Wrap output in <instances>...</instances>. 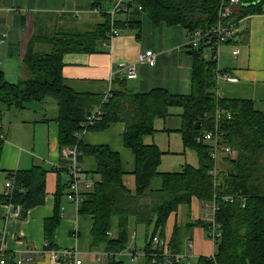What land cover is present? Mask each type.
I'll list each match as a JSON object with an SVG mask.
<instances>
[{"label": "trees", "instance_id": "1", "mask_svg": "<svg viewBox=\"0 0 264 264\" xmlns=\"http://www.w3.org/2000/svg\"><path fill=\"white\" fill-rule=\"evenodd\" d=\"M107 1L111 0H94L93 9L101 11L104 21L90 33L60 32L44 38L42 42L48 46V51L37 49L41 38L35 37L24 57L30 78L12 84L0 72V104L24 108L32 102L52 99L57 102L60 147L62 150L77 147L79 164L88 160L91 170L86 174L98 177L92 190L83 194L78 213L92 219V245L106 247L107 264H123L116 256L128 250L131 229L137 226L146 228V254L161 258L158 250H151L154 238L163 239L170 216L180 207L190 209L194 199L218 204L217 223L221 225L222 239L214 259L198 258L190 264H264V114L257 112L252 102L218 97L216 62L207 60L202 52L193 51L190 95H172L163 89L137 94L122 87L113 90L109 102L102 105L104 96L77 94L66 86L65 55L96 53L98 43L107 39L111 21L102 12V5ZM241 1L237 20L263 13L264 2ZM139 3L155 26H181L190 33L214 26L220 6V0H139ZM116 28L124 31L132 25L130 22L124 26L116 24ZM100 107V120L89 125V118ZM218 107L232 114L224 127L235 157L225 161L227 174L221 175L216 184L211 175L213 161L208 147L198 144L196 138L213 119ZM170 108L183 109L179 131L185 145L197 153L198 169L186 166L179 173L161 174L163 154L156 145L144 143L147 136L156 134L155 121L168 118ZM117 123L125 125L124 145L136 158L133 191L125 185L126 174L118 153L106 146L86 145L81 140L85 132L102 133ZM197 123L202 124L199 131L195 129ZM48 173L41 167L10 173L8 180L13 179L15 190L10 197L4 193L0 203L20 207V220H25L29 211L45 203ZM68 188L69 185L62 188L59 183L55 215L45 222V241L49 249H57L55 235L61 223L62 199L67 196ZM228 197H234V201L226 202ZM113 219L119 224L116 238L108 235ZM197 226L208 231V225L200 221L176 227L170 249L181 253L187 239L185 234ZM7 264H14L11 258Z\"/></svg>", "mask_w": 264, "mask_h": 264}, {"label": "crops", "instance_id": "2", "mask_svg": "<svg viewBox=\"0 0 264 264\" xmlns=\"http://www.w3.org/2000/svg\"><path fill=\"white\" fill-rule=\"evenodd\" d=\"M115 2L116 0L107 1L102 7L112 9ZM127 2L129 4L125 8L128 12L117 16V24L124 26L130 22L132 28L120 31L121 35L113 41H100L96 53L65 55L63 76L66 86L77 94L104 97L122 87L137 94H148L158 89L166 90L172 95L191 94L193 57L186 49L190 32L181 26H155L139 10V0ZM89 7L90 0H0V35L6 36L5 42L0 43L3 44L0 49V72L4 74L2 60L4 62L6 58H15L19 54L14 52L15 47L19 45L20 50L22 47L19 65L15 67L11 78L4 75L6 81L15 84L30 78V73L24 66V57L35 37L41 38L37 49L48 51V46L44 45L42 39L51 38L60 32L87 34L102 24L104 18H98L101 14H97L94 9L90 12ZM236 49L239 50V56L234 58L232 54ZM148 50L157 56L153 67L139 63V56ZM130 65L135 66V78H129L121 72L122 67ZM218 69L239 80L238 83L220 82L217 93L220 99L252 102L254 109L264 114V7L262 14L243 19L236 38L221 49ZM183 113L181 108H170L168 118L155 121L156 134L144 139L146 145H156L163 154L159 167L161 174L179 173L186 166L199 168L197 153L185 145L179 131ZM0 114V133L5 138L0 147V198L5 193L10 173L34 167H41L49 172L45 203L29 211L25 220L11 218V208L0 203V236H5L6 248L11 254H21L29 248L43 251L46 244L45 222L55 215L58 185L60 183L62 188H67L70 183L69 163L63 157L59 125L56 122L59 107L52 100L28 103L24 108H8L0 104ZM167 119L178 121L177 126L171 127ZM124 133L125 125L117 123L102 133L85 132L81 140L86 145L106 146L118 153L126 174L125 185L133 191L136 158L124 145ZM79 165L83 170V180L91 184L98 181V177L86 174L91 170L88 160ZM205 206L206 203L194 199L190 209L180 207L170 216L165 236L161 239L165 249L171 250L170 244L176 227L183 228L190 222H205L204 218L208 214ZM92 226V219L79 215L76 206L64 196L61 203V223L55 235L57 249L77 250L83 264H107L106 247L92 245ZM118 226V220L113 219V238L117 236ZM131 231L128 250L118 254L116 260L123 264H150L144 258H140L138 262L132 260L133 253L145 249L146 233L143 244L139 246L138 230L134 227ZM185 235L187 239L185 238L181 253L190 256L191 262L216 255L218 243L209 239L208 231L202 226L193 228ZM32 264L50 262L45 258Z\"/></svg>", "mask_w": 264, "mask_h": 264}, {"label": "built area", "instance_id": "3", "mask_svg": "<svg viewBox=\"0 0 264 264\" xmlns=\"http://www.w3.org/2000/svg\"><path fill=\"white\" fill-rule=\"evenodd\" d=\"M129 0H116L113 8L109 13H106L111 21V29L107 34L108 41H113L121 32L116 28L117 16L119 14L127 13L128 10L126 5ZM242 5L241 0H220V6L218 10V21L211 28L200 29L193 33H189L187 37L186 49L187 51H198L204 54L205 50L212 52V60L219 65V60L221 57V49L223 46L231 42L236 38L240 31L242 20H237L236 13L239 7ZM139 10L142 9L139 7ZM97 14H101V11L96 10ZM5 35H0V43L5 42ZM233 57L237 58L239 56V50L236 49L233 52ZM157 56L153 51H146L139 56V63L148 64L150 66H155ZM121 72L128 76L129 78L136 77V69L134 65L125 66L121 68ZM217 85L220 82H230L238 83L239 80L236 77L231 76L228 72H223L218 69L215 76ZM111 98V94L106 95L103 100L104 103H108ZM102 115L101 107L97 109L95 114H93L89 120V125H93L97 120H100ZM232 119V114L226 109L217 108L213 119L205 124V128L201 130L200 135L196 138L198 144H202L208 147L209 156L213 161V170L211 175L215 178V183H218V179L221 175L227 174L225 161L228 159H233L235 157V152L231 148L228 142L227 132L225 131L224 122ZM84 134V133H83ZM82 137V136H81ZM4 135L0 134V141H4ZM63 157L69 163L68 175L70 177L69 188L67 191V200L73 203L77 210L83 202V194L89 192L93 188V184L88 183L83 180V170L79 165L80 152L77 147L63 150ZM15 190L13 179H9L5 184V195L10 197ZM226 202H233L234 197H228L225 199ZM243 207H245L246 201L243 198ZM11 208V218L15 220H20L21 218V208L15 207L12 204L8 205ZM206 211L208 214L205 216V224L208 225V237L214 242L218 243L222 239L221 225L217 223V213L220 208L218 204L214 201L212 203H206ZM112 237L111 234H108ZM190 241V240H189ZM165 244L159 238H154L152 244V251L158 250L160 252L159 257L155 254H146L143 250L142 252H135L132 254V260L138 262L140 258L148 259L151 257L150 264H180L183 261H188L187 264L191 263V257L187 254L174 252L172 250L165 249ZM215 256L211 258L214 259ZM13 261L14 264H32L35 261H41L47 258L50 264H83L81 260L80 253L77 250H61V249H49L48 243L45 244V249L43 251L29 248L26 252L21 254H11L8 252L5 244V236H0V264H7L9 259ZM102 256L99 257L101 260ZM160 262H158V260Z\"/></svg>", "mask_w": 264, "mask_h": 264}, {"label": "rangeland", "instance_id": "4", "mask_svg": "<svg viewBox=\"0 0 264 264\" xmlns=\"http://www.w3.org/2000/svg\"><path fill=\"white\" fill-rule=\"evenodd\" d=\"M92 0H90V12H92ZM111 10V8H108L106 6H104V9L102 10L103 13H109ZM90 16V15H89ZM89 16H84V17H89ZM93 18V17H92ZM98 18H102V16H98ZM7 41V40H6ZM3 48V44L0 45V49ZM19 45L15 47L14 49V52L15 53H19L15 56V58H9V59H5V61L3 62L2 60V71L4 72V75L6 74V76H8L9 78L12 77L13 75V72L15 71V67H18L19 65V62H20V59H21V50H22V47H21V50L19 49ZM19 55V56H18ZM20 57V58H19ZM204 57L207 59V60H211L212 58V52L209 51V50H205L204 51ZM5 63V64H4ZM14 63H16V65H14ZM5 76V78H6ZM191 90H192V78H191ZM190 95V94H189ZM53 101V99H52ZM167 122H170L171 124V127H175L177 126L178 124V121H174V120H171V119H167ZM181 122H179L180 124ZM134 228V227H133ZM136 230L137 231V236H138V245H142L143 242H144V239H145V233H146V228L144 226H137L136 227ZM152 233V232H151Z\"/></svg>", "mask_w": 264, "mask_h": 264}, {"label": "water", "instance_id": "5", "mask_svg": "<svg viewBox=\"0 0 264 264\" xmlns=\"http://www.w3.org/2000/svg\"><path fill=\"white\" fill-rule=\"evenodd\" d=\"M245 7H247V6H245ZM189 55H193V52L189 51ZM201 128H202V124L201 123H197L196 126H195V129L197 131H199Z\"/></svg>", "mask_w": 264, "mask_h": 264}, {"label": "bare ground", "instance_id": "6", "mask_svg": "<svg viewBox=\"0 0 264 264\" xmlns=\"http://www.w3.org/2000/svg\"><path fill=\"white\" fill-rule=\"evenodd\" d=\"M64 150V149H63ZM63 150H62V152H63Z\"/></svg>", "mask_w": 264, "mask_h": 264}]
</instances>
